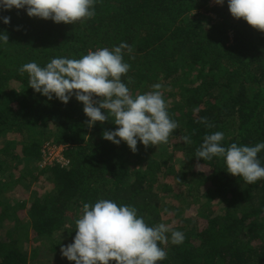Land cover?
<instances>
[{
	"label": "trees",
	"instance_id": "trees-1",
	"mask_svg": "<svg viewBox=\"0 0 264 264\" xmlns=\"http://www.w3.org/2000/svg\"><path fill=\"white\" fill-rule=\"evenodd\" d=\"M0 16L11 18L0 20L9 37L0 41V264H30L42 246L60 254L74 240L83 204L98 199L134 206L149 226L184 233L181 245H162L167 259L158 264H264V178L248 184L228 174L221 157L195 158L204 136L217 131L226 147L264 143V32L234 19L227 0L222 7L96 0L95 16L74 25L29 18L23 9ZM122 42L133 49L125 50L131 67L122 81L133 95L162 84L178 123L167 143H138L135 154L102 138L115 130L111 117L89 129L74 96L67 105L49 101L19 72L28 62L79 59ZM205 117L213 127L199 122ZM46 144L66 146L68 165L42 167ZM174 158L183 162L177 172ZM258 159L264 166V150Z\"/></svg>",
	"mask_w": 264,
	"mask_h": 264
},
{
	"label": "clouds",
	"instance_id": "clouds-1",
	"mask_svg": "<svg viewBox=\"0 0 264 264\" xmlns=\"http://www.w3.org/2000/svg\"><path fill=\"white\" fill-rule=\"evenodd\" d=\"M214 2L222 6L224 0ZM95 4L96 0H0V11L23 9L29 18L74 25L92 19ZM227 6L234 19H243L255 30L264 32V0H227ZM0 20L8 25L11 18L0 16ZM0 41L9 43L6 32L0 34ZM125 50L129 55L133 51L122 42L111 49L89 50L79 59L53 58L45 66L28 62L19 72L26 73L29 87L49 101L55 97L67 105L74 96L83 105L89 129L111 117L115 130H104L102 138L115 145L124 142L135 154L138 143L145 148L167 143L178 123L169 115L162 84H153L152 90L133 95L122 81L131 67L124 60ZM128 83H132L131 77ZM199 122L213 127L206 117ZM181 139L191 143L188 136ZM222 141L223 132L205 135L195 158L209 161L221 157L227 173L248 184L264 178V166L258 159L264 143L254 146L231 143L226 147ZM184 239V233L170 224L161 222L149 226L134 206L98 199L94 204H83L75 220L74 240L62 246L60 252L75 264H158L167 259L162 245L178 246Z\"/></svg>",
	"mask_w": 264,
	"mask_h": 264
},
{
	"label": "built area",
	"instance_id": "built-area-1",
	"mask_svg": "<svg viewBox=\"0 0 264 264\" xmlns=\"http://www.w3.org/2000/svg\"><path fill=\"white\" fill-rule=\"evenodd\" d=\"M222 7L221 5H217L214 0H210V7ZM67 147L63 145H56V144H46L44 146L43 151V162L42 167L46 165H51L53 163L60 164L62 166H67V158L65 157L64 153Z\"/></svg>",
	"mask_w": 264,
	"mask_h": 264
},
{
	"label": "rangeland",
	"instance_id": "rangeland-1",
	"mask_svg": "<svg viewBox=\"0 0 264 264\" xmlns=\"http://www.w3.org/2000/svg\"><path fill=\"white\" fill-rule=\"evenodd\" d=\"M174 160L175 161H173V164L171 167H173L174 171H176V170H178V167L183 166V162L181 164H179L175 158H174ZM184 170H186V169H184ZM20 198L21 197L18 195V199L14 198L13 200L17 204ZM5 202H8V201H5ZM29 248L32 250L34 248V245L30 244ZM43 248H44V246L40 247L41 251H44V252H39L40 255L38 256V258L31 261L30 264H73V261H69V260H67V258L62 257L61 253L55 254L54 256H49L47 253V250H45V249L43 250Z\"/></svg>",
	"mask_w": 264,
	"mask_h": 264
}]
</instances>
